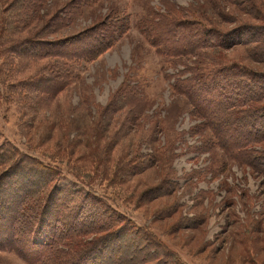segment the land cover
<instances>
[{"label": "rangeland", "instance_id": "rangeland-1", "mask_svg": "<svg viewBox=\"0 0 264 264\" xmlns=\"http://www.w3.org/2000/svg\"><path fill=\"white\" fill-rule=\"evenodd\" d=\"M75 1L78 8L68 25L50 33L51 18ZM16 2L0 0V24L31 16L12 9ZM32 17L13 40H65L118 21L109 29L113 46L102 48L99 58L58 61L56 66L72 77L55 96L25 88L34 76L49 72L53 59L36 62L0 52V175L7 171L0 180L13 184L21 196L26 186L36 190L43 183L61 192L54 206L64 209L59 220L69 234L62 247L55 246L63 251L62 259L102 239L96 249L106 255L96 260L99 264H264V160L230 159L215 146L190 97L174 89L179 75L190 76L183 75L186 66L225 62L241 63L264 83V0H47ZM125 20L128 30L121 34L118 26ZM159 20H164L157 26L162 32L172 20L186 27L176 29L174 23L166 45L172 53L186 47L175 46L173 38L182 36L187 44L189 34L203 27L224 32L213 36L218 43L228 40L230 31L241 36L228 49L199 51L196 44L198 52L186 49L174 69L144 33ZM101 28L95 32L99 41ZM95 38L89 47L75 42L71 49H94ZM126 86L127 106H115L112 100ZM238 113L233 127L250 136L248 125L264 126V99ZM253 147L256 154L264 150V139ZM81 198L91 209L66 218L65 209L77 208ZM125 222L127 233L119 237L116 232ZM139 227L166 248L139 233ZM33 236L1 244L0 264H31L14 248L31 259L50 247L35 244ZM168 249L176 256L167 257Z\"/></svg>", "mask_w": 264, "mask_h": 264}, {"label": "trees", "instance_id": "trees-1", "mask_svg": "<svg viewBox=\"0 0 264 264\" xmlns=\"http://www.w3.org/2000/svg\"><path fill=\"white\" fill-rule=\"evenodd\" d=\"M47 0H17L12 9H15V6L18 7L16 12H26L31 15L29 18L25 16L18 19L17 22L9 21L7 19L6 22L0 24V52L12 53L13 56H18L20 58L30 57L36 62L44 61L46 59H53L54 63L48 68L49 72H45L46 75H38L34 76L31 82H28L25 88L38 92L41 96L44 94H52V96L57 95L66 89L71 81L72 74L70 70H65L62 67L56 66L58 61H63L65 64H69L71 62H77L79 60H94L100 57L105 50L102 48H110L112 47L113 39L111 38V34L109 33V29L114 28L118 21L108 22V24H101L102 29V40H96L97 27L87 32L79 35L70 37L65 40H39V38H33L28 36L30 33L28 32L26 36L21 37L19 40H13L12 34H21L30 21L34 19L32 15L45 4ZM84 2V1H83ZM76 1L72 2L68 6L66 10H62L58 12L54 18L52 17L47 30H50L52 33L55 30H58L66 25L71 20L69 18L76 12L78 5H76ZM85 4V2H84ZM15 11V10H14ZM11 17V15H10ZM2 20V19H1ZM127 24H121L118 26L119 33H124L128 30L129 21H123ZM164 20L158 21L154 23L155 27L144 28V33L146 37L150 41L152 45H154L158 50H161L160 54L166 58L171 60L170 62L173 64L172 68H176V63H181L176 61L180 57H184L186 53V49L189 50L188 54H193L198 52V47L196 44L201 45L199 51L203 48V50L207 47L212 48H221L226 47L229 44L236 42L240 38L241 33L237 35L234 32H228L226 36L228 40L223 39L221 42H214L212 40L215 34L224 35L223 31H212L211 29H207L203 27L200 32H191L189 37L191 40L188 43H182V36H177L173 38L172 43L181 47L186 45L183 48V52L172 53L171 49L166 48V45L170 42L173 37L174 30V20L171 21V26L174 28H168L165 26V31L162 32L160 29ZM176 24V29H184L185 26H181L178 23ZM21 27V28H20ZM159 31L164 35L161 40L159 36ZM218 32V33H217ZM178 33V32H176ZM233 34V35H231ZM6 35V36H5ZM24 38V39H23ZM95 45L98 43V46L93 47L91 50H72L75 42H80L92 45L89 42V39H94ZM202 42V44H201ZM231 47L235 46V44L230 45ZM228 46V48H230ZM226 47V49H228ZM77 51L81 52V55L77 54ZM204 52V51H203ZM170 64V63H169ZM171 65V64H170ZM1 70V68H0ZM186 71L183 72V75L190 74V76L186 79H181L182 75H179L177 80L175 81L174 89L177 93H181L186 97H190L192 101V105H194V109L205 119L207 126L212 131L213 136L216 138L214 141L215 146L220 147L224 153L230 157V159L238 161V162H249L254 163L257 160H264V150H261L258 154L254 153L253 144L262 138L264 135V126L259 127L258 124L254 123L253 129H250L251 126H247V130L250 133L239 132L237 128L233 127L236 123V117L239 116L238 112L242 111V108L247 105L250 106V103L259 102L264 99V83L255 78V76H251V73L247 70L246 66L240 64H228L222 63L217 64V66H205L196 68L194 66H186ZM37 77V78H35ZM128 88L127 86L122 90L116 98L112 100L115 106H124L126 107L128 104ZM263 110V108H261ZM238 115V116H237ZM255 122L259 121V119H255ZM264 123V121H263ZM255 130H258L257 134L261 136H254ZM257 140V141H256ZM41 174H45L44 170H40ZM4 171L0 175V178L6 173ZM32 181V180H31ZM34 181V180H33ZM3 180H0V246L4 242L11 241L15 243L19 239H26L28 235L35 237V244L39 246H48L50 247L42 254L37 257L31 256V259L27 258L28 253L24 252L22 248L15 249L12 251H17L21 257H24L27 261L31 262V264H88L90 261L93 264H99L96 260H100L106 255L102 251H98L97 245H103L101 240H96L91 243L88 247H85L80 250V252L73 257L63 260V251H61L62 244L66 242L68 238L67 230H65V226H61L59 216L60 209L61 212L62 206L58 209L54 206V201L56 198L58 199V195H61V192L57 190H53L48 187L49 184H42L41 187L32 188V186L27 187L23 191V196L17 193V189L13 186V184L3 185ZM49 183V182H48ZM50 190V192H48ZM48 192V193H47ZM48 197V198H46ZM51 199L52 204L50 205ZM59 201V199H58ZM81 203L77 208L70 210L67 212L65 209L66 218H72V211L82 214L85 208L90 207L91 203L83 198H81ZM86 201V203H85ZM69 204L74 202V200H68ZM42 203V204H41ZM75 203V202H74ZM68 208V207H65ZM54 216V217H53ZM76 215L73 216V218ZM77 217V216H76ZM55 218V219H53ZM81 221V219H79ZM128 222L123 223V227L119 229V232H116L117 235H122V233H127L126 227ZM125 228V229H124ZM49 229V230H47ZM139 233L145 234L149 239H153L156 245L166 248L159 241H155L154 234L150 232L147 228L139 227ZM33 233V234H32ZM114 235V234H113ZM18 236H20L18 238ZM112 236V235H110ZM34 238V236H33ZM32 238V239H33ZM18 239V240H17ZM106 242L108 240L104 239ZM57 244L61 245L55 247ZM32 245V244H31ZM102 247V246H101ZM169 255L176 256L173 251L167 250ZM160 256L164 253H159ZM169 254V255H168ZM171 257V256H170ZM106 261V260H105ZM162 261V260H161ZM160 264V263H159Z\"/></svg>", "mask_w": 264, "mask_h": 264}]
</instances>
